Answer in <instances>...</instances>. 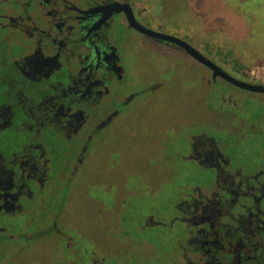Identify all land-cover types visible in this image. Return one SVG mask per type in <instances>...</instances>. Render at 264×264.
<instances>
[{
  "label": "flooded vegetation",
  "instance_id": "obj_1",
  "mask_svg": "<svg viewBox=\"0 0 264 264\" xmlns=\"http://www.w3.org/2000/svg\"><path fill=\"white\" fill-rule=\"evenodd\" d=\"M168 4L0 0V264H264V49Z\"/></svg>",
  "mask_w": 264,
  "mask_h": 264
},
{
  "label": "rangeland",
  "instance_id": "obj_2",
  "mask_svg": "<svg viewBox=\"0 0 264 264\" xmlns=\"http://www.w3.org/2000/svg\"><path fill=\"white\" fill-rule=\"evenodd\" d=\"M169 4V10L173 8L174 11L177 12V14L174 15V18H172L175 29L177 31L187 29L188 31L190 27L189 32L192 33L191 36L193 37L194 43L198 46L200 44H207L210 40L216 41V38L214 36L212 37L211 34V32L215 31L218 37L226 35L229 38H233L232 40H235L238 34L244 35L245 33V36L248 38V45H259L258 48L264 49V37H261V31L264 33V17H262V22H256V17L259 18V16H264L263 12H257L258 10H264V4L261 5L260 0H169ZM244 6L248 8L249 6H252L254 9V21L248 22L252 23L253 25L251 28L256 29V32L261 35L258 42L255 44H253L252 42L254 41L251 40V37L253 36L249 35L252 31L247 33V28L244 26V24H246ZM256 6H261V8L256 10ZM186 23H189L190 26ZM251 49H253V47H251ZM257 63H264V61L263 59H258ZM257 72L259 78L264 80V69H260ZM139 146L140 144H138V149ZM137 154V152H132L125 157L111 159L112 164H114L115 167L114 171L117 173L127 172L131 170L133 166H140L139 159L135 157ZM115 172L110 175L113 177V181L119 182L117 180L119 174H116ZM93 187L94 186H90L91 196L96 193L95 190H93ZM91 224L92 223L88 226L89 230L84 226L85 232L90 231ZM93 226L94 225H92V229ZM92 232L94 234V229ZM97 233L100 234V236L102 234L104 235V231L101 232L99 230ZM57 259L58 257H54L53 261H57Z\"/></svg>",
  "mask_w": 264,
  "mask_h": 264
},
{
  "label": "water",
  "instance_id": "obj_3",
  "mask_svg": "<svg viewBox=\"0 0 264 264\" xmlns=\"http://www.w3.org/2000/svg\"><path fill=\"white\" fill-rule=\"evenodd\" d=\"M193 54V53H192ZM264 91V90H263Z\"/></svg>",
  "mask_w": 264,
  "mask_h": 264
}]
</instances>
